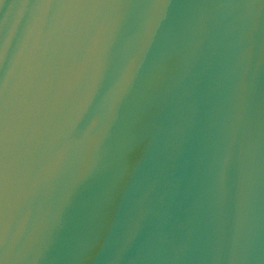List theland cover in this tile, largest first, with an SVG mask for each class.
I'll return each instance as SVG.
<instances>
[{
	"label": "snow or ice",
	"instance_id": "snow-or-ice-1",
	"mask_svg": "<svg viewBox=\"0 0 264 264\" xmlns=\"http://www.w3.org/2000/svg\"><path fill=\"white\" fill-rule=\"evenodd\" d=\"M58 2H61V0H39V4L46 6L48 9L47 13L44 15L43 24L45 23V18L49 15V10L56 7ZM62 2H67V0H62ZM152 8L153 10L144 25V32L151 36L154 35L155 29L159 26V22L163 18V10L167 8V0H153ZM0 140H2V126H0ZM0 198H2V173H0ZM2 215V207H0V248L4 245ZM0 264H3L2 260H0Z\"/></svg>",
	"mask_w": 264,
	"mask_h": 264
}]
</instances>
